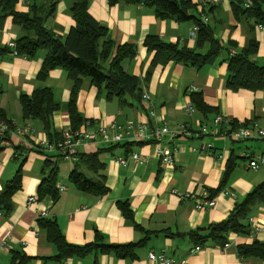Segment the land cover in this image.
Masks as SVG:
<instances>
[{
    "label": "crops",
    "instance_id": "1",
    "mask_svg": "<svg viewBox=\"0 0 264 264\" xmlns=\"http://www.w3.org/2000/svg\"><path fill=\"white\" fill-rule=\"evenodd\" d=\"M75 0H58L54 15L47 20L46 27L61 40H65L75 23L70 7ZM194 5L193 20L180 22L176 19H160L153 7L119 3L111 6L108 0H90L89 13L108 30V38L115 47L134 45L136 56L122 63L123 70L138 77L137 90H126L121 96H109L104 86L98 87L89 78L82 79V88L77 95V110L91 128L98 124H124L129 121L155 126L149 114L153 110L159 120H164L171 129L186 125L198 130L200 125L208 127L207 133L198 138L179 137L171 142L178 148L175 168L163 166L156 157L153 144L131 143L103 145L84 143L78 148L76 162L59 158L55 149L38 148L41 142L53 143L58 135L73 128L68 103L73 81L61 69L50 71L42 82L38 75L43 66L47 49H41L34 58L15 57L0 53V110L4 119L18 126H31L32 136L25 140L10 134L2 141L0 153V191L22 165V188L13 196V210L7 216L0 214V264H12L16 253H23L31 260L27 264H153L150 251L165 252L167 257L185 264H264L255 258H241L238 248L254 241L264 242V202L250 214L252 233H231L225 244L230 246H204L196 251L194 238L207 237L212 225L225 222L236 203L264 182V166L258 171L249 169L251 158L264 155V138L234 140L230 132L240 127L264 130V88L259 91L228 88L229 59L241 53L251 40L258 43L257 53L252 57L258 66H264V25L242 17L237 19L230 0H177ZM16 11L27 13L29 0H19ZM207 18L208 23L203 19ZM198 19L208 26L223 51L211 65L195 68L170 62L148 71L154 58L144 45L149 36H157L166 43L189 49L197 48V35L192 31ZM24 32L11 16L0 17V50L16 41ZM206 43L202 52H207ZM49 87L55 101L60 105L50 119L51 136L39 120H24L20 98L31 96L36 88ZM192 94L201 96L210 107L201 112L192 101ZM149 96V101L144 100ZM193 105L195 112L187 111ZM221 115L229 121L214 133L213 120ZM160 122V121H159ZM239 125L238 128H234ZM257 125V127H254ZM52 144V145H53ZM213 149L202 151L204 145ZM198 150V151H194ZM138 153L142 161L135 164L129 160L126 167L117 163V158H130ZM59 166L57 201L49 196L39 200L38 190L43 179V169L48 157ZM97 155L103 166L95 175L85 163L86 158ZM56 157V158H54ZM58 157V158H57ZM232 165L230 173L228 167ZM78 169L88 177H104L109 192L95 197L80 192L70 183L73 170ZM178 194H173L172 191ZM231 192L234 198L224 193ZM189 194V197L185 195ZM203 196L216 200L214 209L197 211L195 205ZM30 197L36 202L28 204ZM127 202L133 211L138 230L127 220L120 207ZM46 211L47 217L58 224L66 241L83 247L96 243L99 233L104 244L122 246L141 244L138 257L119 258L97 248L84 256L58 260L57 248L47 239L46 232L38 225V216Z\"/></svg>",
    "mask_w": 264,
    "mask_h": 264
},
{
    "label": "trees",
    "instance_id": "2",
    "mask_svg": "<svg viewBox=\"0 0 264 264\" xmlns=\"http://www.w3.org/2000/svg\"><path fill=\"white\" fill-rule=\"evenodd\" d=\"M18 1L0 0V17L11 16L14 23L20 26L25 33L24 36L15 41V51L18 56L31 59L41 49L49 51L38 75L40 81L44 82L53 69L61 68L68 73L69 78L73 81V89L67 106L73 130H77L83 124V117L78 112L76 103L84 77L89 78L95 86H104L109 96H121L126 90L134 91L139 88L141 80L126 73L122 68V63L125 60L135 58L137 48L130 44L115 47L113 41L108 38L107 28L89 13L90 0H75L72 3L70 11L75 25L65 40L58 39L46 27L47 20L55 13L58 0H29V11L27 13L16 11ZM230 1L233 13L237 19L245 17L264 25V0ZM247 2L250 3L249 8L245 7ZM108 3L111 6L127 3L153 7L157 17L160 19H176L180 22H186L194 18L191 15L194 5L188 1L108 0ZM195 23L199 26L196 38L197 48L195 49L166 43L157 36H149L145 40L144 45L149 53H154L148 76L151 75L153 68L156 66L166 65L170 62L199 69L215 62L218 55L222 53L223 47L215 40L208 26L198 19H196ZM206 43L210 44V46L207 52L204 53L202 50ZM257 50V41L251 40L241 53H237L229 59L228 88L231 91L240 89L259 91L264 88V66H258L252 60ZM1 52L13 54V50L9 46L1 48ZM191 98L201 112L206 113L210 110V107L204 103L201 96L192 94ZM20 103L23 119L39 120L50 135L52 133L50 119L61 108L55 101L52 90L49 87H38L31 96H21ZM1 119H4V116L0 110ZM2 121L10 123L7 120ZM238 127L239 125L234 124V128ZM8 136L10 134L7 132L2 141L9 140ZM60 139L61 135H58L54 144ZM126 145H131V143ZM3 149L0 143V153ZM48 157L51 159H47L44 166L38 197L39 200H42L49 196L53 201H57L60 195L57 188L59 166L56 160H52L49 155ZM58 157L60 158V155ZM85 163L94 171L95 175L103 166L97 155L88 156ZM22 168V165H20L13 178L4 183L0 191V214L5 217L13 210V196L22 188ZM231 169L232 165H229L227 175ZM69 181L80 192L95 197H102L109 192L104 177H88L84 173L79 172L78 169L73 170ZM263 202L264 182L255 187L242 202L236 203L234 210L225 222L212 225L209 228L207 237L194 238L197 241V247L207 245L224 246L231 233L250 235L252 233L249 220L250 214L253 209ZM119 207L124 217L138 230H141L135 224L130 204L120 202ZM37 222L40 228L46 232L48 241L57 248L58 254L55 258L58 260H65L74 256L82 257L97 248H102L104 252L113 253L119 258L134 259L138 257L140 243L110 246L104 244L103 237L97 233L96 243L83 247L74 246L66 241L58 224L53 219L40 216ZM238 253L241 258H255L264 261V242L254 241L250 245H242L238 248ZM30 260L25 254L16 253L12 264H27Z\"/></svg>",
    "mask_w": 264,
    "mask_h": 264
},
{
    "label": "built area",
    "instance_id": "3",
    "mask_svg": "<svg viewBox=\"0 0 264 264\" xmlns=\"http://www.w3.org/2000/svg\"><path fill=\"white\" fill-rule=\"evenodd\" d=\"M245 7L249 8L250 3H245ZM204 23H208V19H203ZM199 31V26H195L192 31V36L196 37ZM8 46L13 50V55L18 56L15 51L16 43L12 41ZM144 100L149 101V96L144 95ZM187 111L193 113L196 111L193 105H189ZM156 123L155 126L129 121L124 124L112 123V124H98L97 127L91 128L92 123L86 122L83 126L77 130L72 128H67L61 133V139L55 144H50L49 142H41L37 147L38 148H47L55 149L60 158L64 161L73 163L77 161L78 158V148L84 143H93V144H103V145H119V144H128V143H139V144H153L156 149V157L159 162L167 168H175L176 163V154L178 148L171 145L175 139L179 137L184 138H198L201 135L207 133L208 127L205 124L200 125L198 130H190L186 125H180L176 129H171L164 120H159L156 112L151 111L149 114ZM160 121V122H159ZM224 124H229V121L225 117L218 115L213 120L214 133L219 134V127ZM254 127H257L255 125ZM255 134L251 133L250 128L240 127L238 129L232 130L230 132L231 137L236 140H248L251 138H264V130L255 128ZM34 128L31 126H18L14 123H7L0 120V137L3 139L6 136V133L16 135L20 138H25L27 136H32ZM213 149L211 144L204 145L202 151H210ZM198 151V150H194ZM129 160H132L135 164H138L142 161V157L138 153H132L130 158L119 157L117 158V163L122 167H126L129 164ZM1 166V162H0ZM264 166V155L257 156L250 159L249 169L253 171H258L261 167ZM59 192L66 190L64 186L59 187ZM173 194H179L177 191H172ZM225 194L230 195L234 198V195L231 192L224 191ZM189 197L190 195H185ZM36 202V198L30 197L28 204H33ZM217 205V202L209 196H203L200 201L195 205V209L200 212L214 209ZM47 217L46 211L39 213L38 217ZM250 220V219H249ZM230 245L225 244L221 250L227 249ZM201 247H196V251H200ZM149 261L153 264H185L183 261H175L165 254V252H155L154 250L150 251L148 254Z\"/></svg>",
    "mask_w": 264,
    "mask_h": 264
}]
</instances>
